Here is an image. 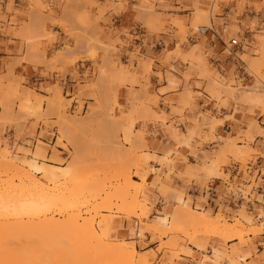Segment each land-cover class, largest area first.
Listing matches in <instances>:
<instances>
[{
    "label": "rangeland",
    "instance_id": "obj_1",
    "mask_svg": "<svg viewBox=\"0 0 264 264\" xmlns=\"http://www.w3.org/2000/svg\"><path fill=\"white\" fill-rule=\"evenodd\" d=\"M176 5L166 7L165 0H0V36L19 42V58L8 60L6 74H0V165L5 160L16 166V171L0 166V199L18 193L17 185L38 183L46 196L61 202L49 207L45 219L64 224L71 213L93 218L100 238L107 230L101 238L105 245L122 243L149 264H244L240 259L247 256L249 264H264V166L253 169L264 158V150L254 147L264 143V105L254 101L260 92L264 99V0H192L188 6L177 0ZM123 15L133 19L132 34L103 27L108 17ZM247 15L258 17L241 21ZM53 28L73 44L64 43L48 55L46 46L58 42ZM141 29L148 35L143 48L150 47L151 55L135 45ZM30 62L60 74L74 69L76 79L78 63H89L92 70L73 92L57 84L41 89L42 97L14 72ZM155 64L164 68L163 74L158 68L152 72ZM152 76L158 86L167 84L156 91L159 96ZM222 110L231 115L223 116ZM237 114L240 121L234 118ZM227 121L236 128H223ZM152 128L162 130L173 147L154 150L149 143L156 136ZM12 130L13 142L8 134ZM65 171L70 172L68 180H49ZM125 175V182L119 180ZM128 180L134 189L126 186ZM217 180L222 181L219 188ZM86 183L93 192L83 190ZM122 184L130 189L126 202L129 197L137 202L134 213L121 199L127 211L115 199L110 202L114 206L108 201L100 205L104 193L112 198V188ZM69 196L75 197L74 212L69 211ZM183 208L202 213L212 223L218 220L219 233L184 223L173 230V216ZM159 218L167 220L164 236L153 230ZM39 236L33 243L17 241L16 249L34 256L37 264H52L53 243L60 238L51 235L50 250L51 241L45 238L43 244ZM93 249V243L87 245L86 256ZM100 256L95 264H109Z\"/></svg>",
    "mask_w": 264,
    "mask_h": 264
},
{
    "label": "bare ground",
    "instance_id": "obj_2",
    "mask_svg": "<svg viewBox=\"0 0 264 264\" xmlns=\"http://www.w3.org/2000/svg\"><path fill=\"white\" fill-rule=\"evenodd\" d=\"M144 8V7H143ZM146 13H144V14H148L147 13V10H144ZM143 11V12H144ZM151 11V10H150ZM149 11V15L152 13V12H150ZM156 15V14H155ZM150 16H152V15H150ZM158 18V17H157ZM156 20V19H155ZM155 22V21H154ZM154 22H152V23H154ZM151 23V24H152ZM155 23H157V21L155 22ZM147 25V24H146ZM159 25V24H158ZM91 46V45H90ZM96 46V45H95ZM104 46V45H103ZM88 47V46H87ZM92 48H93V46H92ZM95 48V47H94ZM93 48V49H94ZM107 49V48H106ZM108 50V49H107ZM262 50V49H261ZM105 51V50H104ZM93 52V51H92ZM91 52V53H92ZM90 53V54H91ZM258 62V61H257ZM257 66V65H256ZM106 67V66H105ZM106 69H109V68H106ZM105 70V69H104ZM107 71V70H106ZM105 71V72H106ZM109 71V70H108ZM112 71V70H111ZM110 71V72H111ZM114 71H115V73H114ZM104 72V73H105ZM112 73H114V74H116L117 72H116V70H114L113 69V71H112ZM112 73H110V74H112ZM106 74H108V72L106 73ZM203 75V74H202ZM112 76H113V74H112ZM214 83H212V85H213ZM214 86V85H213ZM212 87V86H211ZM256 87V86H255ZM251 88V87H250ZM214 90V89H213ZM227 90V89H226ZM250 90V89H249ZM258 91H260V90H258ZM250 92V91H249ZM228 93H230V91H228L227 92V94ZM248 93V92H247ZM255 93V92H254ZM261 93V92H260ZM260 93H259V95H257V97H258V99L256 98V97H254V95H252L254 98H256V100L254 99V101H256L257 102V100L259 101V103L260 104H262V105H264V103H262V102H264V99L262 100V96L260 95ZM250 94V93H249ZM248 94V95H249ZM263 94V93H262ZM230 95V94H229ZM255 95H256V93H255ZM260 96V97H259ZM147 97V96H146ZM247 97V96H246ZM249 97V96H248ZM251 97V96H250ZM245 98V97H244ZM260 98V99H259ZM251 99V98H250ZM100 100H102V99H100ZM134 100H136V99H134ZM249 100V99H248ZM260 100L262 101V102H260ZM255 102V103H256ZM101 104V103H100ZM102 105V104H101ZM102 106H104V105H102ZM261 106V105H260ZM100 108V107H99ZM104 111H105V109H103ZM102 112V111H101ZM262 112H264V111H262ZM95 114V113H94ZM94 118V117H93ZM96 120V119H95ZM98 120V119H97ZM6 121V120H5ZM96 122V121H95ZM3 123V122H2ZM1 123V124H2ZM72 123V122H71ZM4 124V123H3ZM93 124V123H92ZM67 126V125H66ZM69 127H71L70 129H72V126H69ZM86 127V126H85ZM89 127H91V126H89ZM82 128L84 129V127L82 126ZM250 128V127H249ZM256 128V127H255ZM254 128V129H255ZM258 128V127H257ZM73 130V129H72ZM75 131H77L76 129H74ZM79 130V129H78ZM86 130V129H85ZM88 130V129H87ZM250 131H252V130H250ZM232 143H229V145H231ZM233 145H234V142H233ZM232 150V149H231ZM237 150V149H236ZM235 149L233 150V152L234 151H236ZM239 151V150H238ZM232 152V151H231ZM237 152V151H236ZM236 152H234V155L236 154L237 155V153ZM240 152V151H239ZM127 154V153H126ZM3 155H4V153H3ZM3 155H1V158H2V156ZM235 155V156H236ZM240 155V154H239ZM5 156V155H4ZM3 156V157H4ZM126 156V155H125ZM3 159V158H2ZM1 161V163H3L2 162V160H0ZM4 162L6 163V165H5V163H4V165L3 164H1L2 165V167H1V169L3 168V166H4V168L8 165V167H6V168H10L9 170H11V169H14L15 168V171H16V166L15 167H11L10 165H13V164H10L8 161V163L4 160ZM54 162V161H53ZM78 163V162H77ZM0 165V166H1ZM75 165V164H74ZM78 166V165H77ZM77 168L78 167H76V171H77ZM18 169V168H17ZM3 170V169H2ZM5 170V169H4ZM7 170V169H6ZM5 170V171H6ZM5 171H4V173H5ZM64 171V170H63ZM7 172V171H6ZM23 172V171H22ZM13 173H15V172H13ZM26 173V172H25ZM9 174H10V171H9ZM23 174H24V172H23ZM68 174H70V172L68 173V171H65V172H63V173H61V175L60 176H58V177H56V175L55 174H52V175H50L51 177H49V176H47V177H49V180L52 182V180H53V182L55 183L56 181H58L57 180V178H59V177H66ZM74 174V173H73ZM15 175V174H14ZM22 176V175H21ZM126 177V175L125 176H122L121 178H119V180L120 179H122L123 180V178H125ZM24 178H26V177H24ZM67 178V177H66ZM29 179H31V178H29ZM48 179V178H47ZM24 180H26V179H24ZM67 180H68V178H67ZM69 180H71V179H69ZM125 180H127V179H124L123 181L125 182ZM21 181V180H20ZM50 181H48L49 183H50ZM9 182V181H8ZM35 182V181H34ZM47 182V183H48ZM63 182H65V181H63ZM128 182H129V180H128ZM127 182V183H128ZM12 184V183H11ZM22 184V183H21ZM32 184V183H31ZM52 184V183H51ZM120 184V183H119ZM27 185V184H26ZM26 185H24V183H23V185L21 186H19V185H17L18 187V189L16 188V186L14 187L15 189H17L18 191V193H12V194H5L6 196L3 198L2 196L3 195H1V199H0V220L2 221V222H0V264H37V262L35 261V257H34V260L31 258V256L29 257L27 254H21L19 251L21 250V249H19L18 250V248L16 249V242L18 241H20V240H23V241H26V242H28V243H33V242H31V241H33V238H36L35 236L36 235H41V236H39V238H41L42 239V241L46 238V240L48 239V240H50V241H48V243L50 242V244L48 245V247H50L49 249L50 250H52V247L54 246L55 248L52 250V251H54L55 250V252H54V254H56V255H53V258H50V259H53V262H52V264H74V263H76V264H80V263H82V264H93V263H91L92 261H94L95 259H96V256H97V260H98V257H99V255H101L100 257H103V259L104 260H106L107 259V262L109 263V264H115L116 262H119L118 264H121L120 262H127L128 261V264H149V262H148V260L146 259V257H144V256H137V257H135V256H133V250H130V251H128V250H126L125 248L127 247H124L123 248V245H122V243L120 244V243H118L117 245H111V246H109V245H105V242L103 243V241L104 240H102L101 238L103 237V238H105L106 237V231L104 230L103 232H104V234H102V233H100V234H102V237L100 238L99 237V235H98V233L96 232V230H95V228H94V224H93V216L91 217L92 219L90 220L89 219V221L86 219H83V220H85V221H82V219H81V215L78 213V214H73V213H71L70 215H69V217L67 216V217H65L66 219L64 220V221H66L64 224H66V223H68V224H66V226H67V229H65V225L63 224V223H61L62 221L61 220H59V222L60 223H58V221H52V220H49V219H45V217H46V213H47V211H50L49 210V207L50 206H55L56 205V203L58 202V201H56V200H54V198L53 199H51L50 197H48V196H46V195H48V194H46L45 195V193L46 192H44V188H42V185L40 186L38 183H34L33 185H31V187H29V185L28 186H26ZM8 186V185H7ZM13 186L14 185H12L11 187H12V189H13ZM84 186V188H83V190L86 192L87 191V193L88 192H90V190H92L91 192H93V189L92 188H90L91 186L90 185H88V183H86V184H84L83 185ZM86 186L87 187H89V188H86ZM119 186V185H118ZM126 186H128L130 189L134 186L135 187V183L134 182H129V185H126ZM126 186H124L123 184H122V186H119V187H117V185H116V187H114V188H112L113 190V194H114V196H112V198H111V194L109 195V193H106L107 195L106 196H108V197H106L105 196V193H104V197L105 198H101V199H103L104 200V203H102L103 202V200H101L102 202H101V206H102V204H103V206L105 205L106 206V204H107V202L106 201H108V203H110L111 202V199H115V201L116 200H119V207H120V209H123V208H125V209H123L124 211H127V208L126 207H122V205L123 206H130V209H131V207H132V210H130V211H133L134 209L133 208H135V209H137V202H136V200H135V198L133 199V197H129L130 198V202L129 201H127L126 202V197H127V195L129 194L128 193V191L130 190L129 188H127ZM132 186V187H131ZM44 187V186H43ZM136 187L138 188V185H136ZM46 188V187H45ZM116 188V189H115ZM136 188V189H137ZM9 189H10V187H9ZM47 189V188H46ZM88 189V190H87ZM114 189H115V191H114ZM132 189H134V188H132ZM20 190V191H19ZM83 191V192H84ZM138 190H135V192H137ZM134 191L132 192V194L133 193H135ZM6 193V192H5ZM9 193V192H8ZM11 193V192H10ZM124 193V194H123ZM2 194V193H1ZM24 194H26V195H24ZM90 194V193H89ZM112 194V195H113ZM126 194V195H125ZM50 196V195H49ZM95 196V195H94ZM62 197V196H61ZM70 197V196H69ZM68 197V198H69ZM55 198H57V197H55ZM72 197H70V201L71 200H74L75 199V197H74V199H71ZM122 201H124L123 203H125V205L124 204H122L121 205V200ZM68 200V199H67ZM95 200V199H94ZM65 201V200H64ZM69 200H68V202L71 204L73 201H71L70 202ZM114 201V202H115ZM60 202V201H59ZM58 202V203H59ZM61 203V202H60ZM64 203V202H63ZM65 203H66V201H65ZM96 203V202H95ZM111 204V203H110ZM113 204H115V203H113ZM113 204H111L112 206H114ZM63 205V204H62ZM108 205V204H107ZM70 206V205H69ZM95 206H97V205H95ZM110 206V205H109ZM118 206V205H117ZM71 207V208H70ZM69 208H70V212H74L75 211V209H76V205L75 204H71V206H70ZM98 207L99 206H97V208L96 209H98ZM118 207V208H119ZM54 208V207H53ZM94 208V206H93V209H95ZM108 208V207H107ZM111 208V207H110ZM116 209V211H117V208H115ZM182 209V208H181ZM110 210V209H109ZM121 211V212H123V213H125L124 211ZM175 210H178V209H175ZM79 212V211H78ZM132 213H134V211L132 212ZM132 213H129V210H128V214H131L132 215ZM174 213V212H173ZM173 213H172V215H173ZM176 213V212H175ZM174 213V214H175ZM127 214V213H126ZM66 216V215H65ZM42 217H44V219H41L40 220V218H42ZM103 218H106V217H103ZM169 218H172V217H169ZM62 219V218H61ZM35 220H37V222H35ZM57 220V219H56ZM102 220H104L105 221V219H102ZM211 220V219H210ZM171 221V219L169 220V222ZM221 221V220H220ZM107 222V221H106ZM213 222H217V223H212V221L210 222L209 221V218H207L205 215H203L202 213H198V212H195V211H191V210H187V209H185V208H183V210H179L174 216H173V219H172V223H173V225L171 224V223H169V224H171L172 226H174L175 228L173 229V230H175V229H177V226L179 225V223L182 225V227H184L183 226V223L184 224H187V226L189 225L190 227L189 228H191V229H195V228H199L200 226H202V228H203V231H205L204 230V228L206 229V228H208V229H210L211 228V230L212 231H216V232H218L219 233V231H220V227H219V224H218V220H216V221H213ZM166 223H167V220H163V225H157L156 227H153L154 229V231L155 232H157L159 235H166V230H164V227H165V225H166ZM235 223V222H234ZM176 224H178L177 226H175ZM107 225V224H106ZM222 225V224H221ZM242 225V224H241ZM225 226V225H224ZM232 226V225H231ZM238 226V225H237ZM240 226V225H239ZM169 227V226H168ZM179 227H180V225H179ZM226 227H228L227 225H226ZM241 227V229H242V226H240ZM201 228V229H202ZM166 229V228H165ZM170 229V228H169ZM182 229V228H181ZM200 229V228H199ZM225 229V228H224ZM227 229H230V230H228V231H231V228H227ZM152 230V229H151ZM172 230V229H171ZM178 230H179V228H178ZM210 230V232H212ZM249 230V229H248ZM153 231V232H154ZM208 231V230H207ZM226 231V230H225ZM170 232V231H169ZM172 232V231H171ZM206 232V231H205ZM210 232H208V233H210ZM197 233H201V232H197ZM213 233V232H212ZM217 233V234H218ZM223 233V232H222ZM230 233V232H229ZM232 233V232H231ZM241 232H236L235 234H234V232H233V236H236L237 237V235H238V238L239 237H241L240 234ZM254 233V232H253ZM53 234V236L52 237H54V239L56 240V239H59L60 238V241L59 242H57V241H55L56 242V244H54L53 242H52V239H50L51 238V235ZM227 234V233H226ZM220 235V234H219ZM224 234H222L221 236H223ZM229 235V234H228ZM42 236H45V237H42ZM47 236V237H46ZM50 236V237H49ZM55 236H57V238L55 237ZM101 236V235H100ZM230 236H231V234H230ZM38 237V236H37ZM167 237V236H166ZM224 237H225V235H224ZM236 237H234V239H236ZM223 238V237H222ZM237 238V239H238ZM173 241H175L174 239H172ZM173 241H171L170 240V243L171 242H173ZM61 242V243H60ZM47 243V242H46ZM45 243V244H46ZM52 243H53V246H52ZM58 243V244H57ZM91 243H93V246H94V249L93 250H95L94 251V253H90L89 252V250L87 251V252H89V254H90V258H87V256L89 255H87L86 256V254H85V252H84V250L86 249V247H87V245H89V244H91ZM161 243V242H160ZM16 244V245H15ZM24 244V243H23ZM43 244H44V241H43ZM165 244V243H164ZM166 244H167V247H168V245H169V242H166ZM174 243H172V245H173ZM18 245H19V243H18ZM25 245V244H24ZM27 245V244H26ZM25 245V246H26ZM28 246V245H27ZM56 246H58V248H56ZM86 246V247H85ZM165 246V245H164ZM186 246V245H185ZM30 247V246H29ZM47 247V248H48ZM166 247V246H165ZM175 247V246H174ZM28 248V247H27ZM31 248V247H30ZM44 248H46V247H44ZM46 248V249H47ZM131 248V247H130ZM173 248V247H172ZM49 249H47V250H49ZM90 249V248H89ZM133 249V248H132ZM25 250V247L22 249V252H25L26 253V251H24ZM28 250H31V249H28ZM28 250H27V253H28ZM46 250V251H47ZM57 250H58V252L59 253H57ZM82 250H83V252H82ZM32 251V250H31ZM46 251H45V253H46ZM92 252V251H91ZM50 253H51V251H50ZM53 253V252H52ZM100 253V254H99ZM93 254V255H92ZM50 255V254H49ZM81 255H84V256H82L81 257ZM81 257V258H80ZM83 258L85 259V260H83ZM106 258V259H105ZM240 259V258H239ZM71 260H74V261H71ZM82 260L83 261H86V262H82ZM243 260H246V257L245 258H242V259H240V261H243ZM33 261L35 262V263H33ZM52 261V260H51ZM51 261H49V263L51 262ZM76 261V262H75ZM96 261V260H95ZM95 261H94V264H95ZM98 262V261H97ZM51 264V263H50Z\"/></svg>",
    "mask_w": 264,
    "mask_h": 264
},
{
    "label": "crops",
    "instance_id": "obj_3",
    "mask_svg": "<svg viewBox=\"0 0 264 264\" xmlns=\"http://www.w3.org/2000/svg\"><path fill=\"white\" fill-rule=\"evenodd\" d=\"M191 1L192 0H181V5H183V6L191 5ZM48 3L51 4V1H48ZM176 4H177V0H165V5H167L166 7H170V6L175 7V6H177ZM156 6L159 7L160 5L157 4ZM161 9L163 10V8H161ZM56 12H58V11H56ZM166 14H169V13L167 12ZM257 17L258 16H255V15H247V17L241 18V21H245L246 23H249L252 19L257 18ZM103 27L107 30L108 29L116 30L118 33H122V32L127 31L129 34H132L134 29H135L133 19H130L125 15H123L121 18H115L113 16L108 17V20L103 25ZM52 30H53V32H55L57 34L58 42L50 45L49 47L46 46V50H47L48 55L51 54V50H55L56 47L62 46L64 43H67V44L69 43L71 45L73 44V41H70L67 38L66 34L61 29L53 28ZM138 34L141 38H140V41L138 43H135V45H138V47H140L142 49L144 42H146L148 39L147 31L145 29H141ZM120 37L122 38V40H125V43L127 42V39H125L124 36L119 35V38ZM146 46H148V45H146ZM18 50H19L18 40L13 39L12 37H5V36L1 37L0 36V74H2V75L6 74V72H7L6 65L9 62L8 60L19 58L18 57L19 55H17ZM129 50H131V48ZM142 51L147 52V53H149V55H151L150 54L151 53L150 47H148V50H146V51L143 48ZM154 67L155 68L152 69V70H155V71H152L153 73H156L157 72L156 68H158L163 74L164 68H160L157 64H155ZM75 70L77 71V76L79 79H76L75 77H73L74 74H72V72H74V69L73 70L70 69L65 74H60L58 72L50 70L46 66L34 64L32 62L22 63L18 67L14 68L15 74L17 76H19L20 78L25 79L27 81L28 86H30V87H32V89L36 90L35 95H40L42 97H46V95L44 93L39 92L41 89H43V90L50 89L51 87H53L57 84L60 87H64L66 90L73 92L77 81L82 80V76L87 71L92 70L91 64H89V63H78L76 65ZM150 82H151V84L154 85V89H155L154 92L156 95H158V93L156 91H158L160 89H164L167 87V84L165 82H163L162 86H158L159 85L158 78H156L154 76L150 77ZM166 94H168V92H166L163 95L165 96ZM222 114H223V116H230L231 112L230 111L227 112V111L222 110ZM234 118L237 121L241 120V116L239 114L234 115ZM233 127L236 128V126L229 121L225 122V124L223 126V128H226V130L232 129ZM151 132L156 134V136L154 138L149 139L150 146L154 150H157V151L169 150L170 148L173 147L171 144V141H168V138L165 135H163L162 130H155L154 128H152ZM38 133H39V131L37 130L36 134H38ZM8 134H9V137L12 139V142H13L14 141L13 139L15 137V130L9 131ZM254 147L260 151H263L264 150V143L261 142L259 145H255ZM179 152L187 155V151L184 149L179 150ZM157 157H161L159 152H157ZM34 164L36 165L37 169H39V165L37 163H34ZM263 166H264V158H258L257 162H256V166L253 169L256 170L257 168H261ZM155 169H159L158 166H156ZM215 184H216V188H219L222 186V181L217 180V182ZM178 200L181 201V197ZM185 209L191 210V211L193 210V209H188V208H185ZM164 219L165 218H159L158 220H160V222L158 225H163ZM192 244L198 246L197 242H194ZM247 259H248V256L246 257V260ZM246 260H245L244 264H249Z\"/></svg>",
    "mask_w": 264,
    "mask_h": 264
},
{
    "label": "built area",
    "instance_id": "obj_4",
    "mask_svg": "<svg viewBox=\"0 0 264 264\" xmlns=\"http://www.w3.org/2000/svg\"><path fill=\"white\" fill-rule=\"evenodd\" d=\"M232 44H233V45H236L237 43H236V41L232 40Z\"/></svg>",
    "mask_w": 264,
    "mask_h": 264
}]
</instances>
